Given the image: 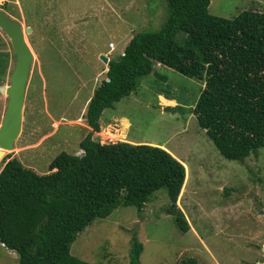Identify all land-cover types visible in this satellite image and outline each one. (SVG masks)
<instances>
[{
  "label": "rangeland",
  "instance_id": "rangeland-1",
  "mask_svg": "<svg viewBox=\"0 0 264 264\" xmlns=\"http://www.w3.org/2000/svg\"><path fill=\"white\" fill-rule=\"evenodd\" d=\"M0 9L32 29L25 38L33 61L22 130L8 156L46 174L62 151L82 153L79 143L91 131L88 105L108 71L100 55H123L136 33L159 30L166 0H1ZM245 10L264 12V0H212L209 7L210 14L227 19ZM160 65L155 67L164 80L142 78L136 92L104 111L94 139L152 144L184 162L177 205L191 229L181 233L167 215L170 201L162 188L140 217L135 207H126L94 221L78 234L71 254L92 264H129L131 232L138 226L141 264H182L189 258L198 264H264V147L244 162L226 159L192 112L203 82ZM14 66L10 40L0 30V86L10 85ZM159 93L176 104L161 102ZM7 102L0 92V123ZM0 264L19 263L0 246Z\"/></svg>",
  "mask_w": 264,
  "mask_h": 264
},
{
  "label": "trees",
  "instance_id": "trees-1",
  "mask_svg": "<svg viewBox=\"0 0 264 264\" xmlns=\"http://www.w3.org/2000/svg\"><path fill=\"white\" fill-rule=\"evenodd\" d=\"M212 0H166L159 30L138 32L123 55L110 59L106 78L86 112L91 128L80 141L82 155L62 151L39 174L7 156L0 172V241L19 264H92L71 254L78 234L116 209L135 207L141 216L154 193L165 188L177 229L190 226L177 205L186 167L165 149L146 143H101L108 108L131 96L141 79L173 69L204 81L193 112L217 150L244 162L264 147V12L245 10L233 19L210 14ZM3 40H1L2 42ZM57 82V81H56ZM161 102L175 101L159 98ZM131 232L129 264H141L144 245ZM182 264H198L194 258Z\"/></svg>",
  "mask_w": 264,
  "mask_h": 264
},
{
  "label": "water",
  "instance_id": "water-1",
  "mask_svg": "<svg viewBox=\"0 0 264 264\" xmlns=\"http://www.w3.org/2000/svg\"><path fill=\"white\" fill-rule=\"evenodd\" d=\"M0 30L8 37L15 54V66L10 76L9 86H0V92L8 97L7 107L0 123V161L7 151H13L23 122L26 87L29 80L33 53L26 43V34L32 29L25 30L22 25L0 9ZM100 58L106 64L109 60L105 55Z\"/></svg>",
  "mask_w": 264,
  "mask_h": 264
},
{
  "label": "clouds",
  "instance_id": "clouds-1",
  "mask_svg": "<svg viewBox=\"0 0 264 264\" xmlns=\"http://www.w3.org/2000/svg\"><path fill=\"white\" fill-rule=\"evenodd\" d=\"M24 30H25V29H24ZM111 43H113V42H111ZM111 43L109 44V48L112 49V47H111ZM113 44H114V43H113ZM113 47H114V46H113ZM114 48H115V47H114ZM114 48H113V49H114ZM12 51H13V50H12ZM13 53H14V52H13ZM123 54H124V53H123ZM102 55H103V54H102ZM121 55H122V54H121ZM14 56H15V54H14ZM100 56H101V55H100ZM105 56H106V55H105ZM106 57H107V56H106ZM107 58H108V57H107ZM101 60H102V59H101ZM108 60L110 61L109 58H108ZM159 64H161V63H159ZM107 65L109 66V62H108ZM160 66H161V65H160ZM106 74H107V72H106ZM191 79H192V78H191ZM194 80H196V79H194ZM201 82H203V85H204V87H205V82H204V81H201ZM158 96H159V97H160V96H163V97H165L166 99H169V100H175L173 97H171V96H164L162 93H159ZM175 102H176V101H175ZM175 104H176V103H175ZM177 106H180V105H175V107H177ZM195 106H196V105H195ZM194 108H195V107L192 108V112H193V109H194ZM193 114H194V112H193ZM194 115H195V114H194ZM195 117H196V116H195ZM196 119H197V118H196ZM199 126H200V125H199ZM202 129H203V128H202ZM205 132H206V130H205ZM14 148H15V146H14ZM80 150H81V149H80ZM13 151H14V150H13ZM9 152H12V151H9ZM81 152H82V153H81V155H82V154H83V150H81ZM8 154H9V153H7L5 157H7ZM5 157H4V158H5ZM4 158H3V159H4ZM176 158L178 159L177 156H176ZM3 159H2V161H3ZM178 160H180V159H178ZM2 161H0V164H3ZM180 161H181V160H180ZM181 162H182V161H181ZM182 163L185 164L184 162H182ZM3 166H4V164H3ZM184 166H185V165H184ZM1 170H2V169H1ZM1 170H0V172H1ZM47 170H48L47 173H49V169H48V168H47ZM37 173H38V172H37ZM47 173H46V174H47ZM39 174H41V173H39ZM43 174H44V173H43ZM184 214H185V213H184ZM185 216H186V215H185ZM186 218H187V217H186ZM263 220H264V215H263ZM187 221H188V219H187ZM188 224H189V226H190L189 221H188ZM190 229H191V226H190ZM190 229H189V231H190ZM189 231H188V232H189ZM188 232H187V233H188ZM185 234H186V233H185ZM194 234H195V236H197V232L194 231ZM0 246H1L2 248H4V249H9V248H8L3 242H1V241H0ZM263 248H264V247H263ZM9 250H11V249H9ZM12 251L16 252L15 250H12ZM16 253H17V252H16ZM17 255H18V253H17ZM18 257H19V255H18Z\"/></svg>",
  "mask_w": 264,
  "mask_h": 264
},
{
  "label": "crops",
  "instance_id": "crops-1",
  "mask_svg": "<svg viewBox=\"0 0 264 264\" xmlns=\"http://www.w3.org/2000/svg\"><path fill=\"white\" fill-rule=\"evenodd\" d=\"M161 67V66H160ZM159 68V67H158ZM162 98H165L163 96H161ZM166 99V98H165ZM168 100V99H167ZM172 101H175V100H172ZM8 253V256L10 259H12L15 263L18 262L19 263V257L17 255L16 252L12 251V250H9V249H5Z\"/></svg>",
  "mask_w": 264,
  "mask_h": 264
},
{
  "label": "built area",
  "instance_id": "built-area-1",
  "mask_svg": "<svg viewBox=\"0 0 264 264\" xmlns=\"http://www.w3.org/2000/svg\"><path fill=\"white\" fill-rule=\"evenodd\" d=\"M114 46V44L113 43H111V47H113Z\"/></svg>",
  "mask_w": 264,
  "mask_h": 264
},
{
  "label": "bare ground",
  "instance_id": "bare-ground-1",
  "mask_svg": "<svg viewBox=\"0 0 264 264\" xmlns=\"http://www.w3.org/2000/svg\"><path fill=\"white\" fill-rule=\"evenodd\" d=\"M1 1V0H0ZM166 102V101H165ZM7 152H9V150L7 151Z\"/></svg>",
  "mask_w": 264,
  "mask_h": 264
}]
</instances>
